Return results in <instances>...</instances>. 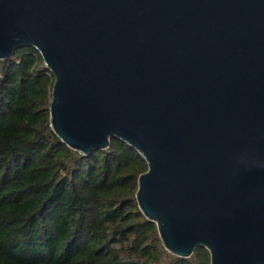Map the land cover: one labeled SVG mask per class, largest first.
<instances>
[{
  "label": "water",
  "instance_id": "95a60500",
  "mask_svg": "<svg viewBox=\"0 0 264 264\" xmlns=\"http://www.w3.org/2000/svg\"><path fill=\"white\" fill-rule=\"evenodd\" d=\"M24 47L62 143L144 158L136 200L168 253L264 264V0H0V61Z\"/></svg>",
  "mask_w": 264,
  "mask_h": 264
},
{
  "label": "trees",
  "instance_id": "16d2710c",
  "mask_svg": "<svg viewBox=\"0 0 264 264\" xmlns=\"http://www.w3.org/2000/svg\"><path fill=\"white\" fill-rule=\"evenodd\" d=\"M53 75L24 47L0 61V264H210L168 253L136 200L144 158L121 140L83 156L50 124Z\"/></svg>",
  "mask_w": 264,
  "mask_h": 264
}]
</instances>
